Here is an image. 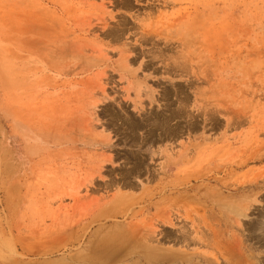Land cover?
<instances>
[{"label": "rangeland", "instance_id": "obj_1", "mask_svg": "<svg viewBox=\"0 0 264 264\" xmlns=\"http://www.w3.org/2000/svg\"><path fill=\"white\" fill-rule=\"evenodd\" d=\"M123 232L264 264V0H0V264Z\"/></svg>", "mask_w": 264, "mask_h": 264}, {"label": "bare ground", "instance_id": "obj_2", "mask_svg": "<svg viewBox=\"0 0 264 264\" xmlns=\"http://www.w3.org/2000/svg\"><path fill=\"white\" fill-rule=\"evenodd\" d=\"M158 123H161V122L159 121ZM162 124L163 123H161L160 125ZM160 125L158 124L157 126H160ZM138 167H139L138 165H135V166L133 165V171H136ZM139 230L141 229L139 228ZM116 235L117 236L115 238L113 237L114 235H111L110 238L108 239V242L105 243V246L102 247V249L98 252L99 259L106 261V259L113 260L117 258V262L119 264H124V262H127V261L131 262L130 264H168L167 262H171L172 264H176V263L177 264H195L193 261V257L192 256L188 257L187 256L188 253L185 250H182L181 249L182 247H177V257H175V255L173 254V251L167 248H163L162 245L160 244V240L157 238H152L150 236H144V235H136L134 232H132L131 234L123 232V233H117ZM177 241L181 243L184 241V239H180L178 237ZM200 261L202 264H212L213 263L206 256H201ZM224 262L225 264H227L226 261ZM102 264H106V263H102Z\"/></svg>", "mask_w": 264, "mask_h": 264}]
</instances>
